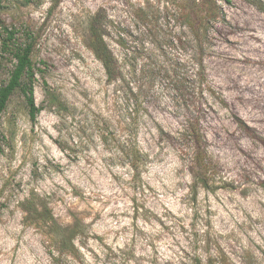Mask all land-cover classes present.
Segmentation results:
<instances>
[{"label":"rangeland","instance_id":"374dc122","mask_svg":"<svg viewBox=\"0 0 264 264\" xmlns=\"http://www.w3.org/2000/svg\"><path fill=\"white\" fill-rule=\"evenodd\" d=\"M178 1L1 0L0 26L33 37L43 109L31 121L16 92L1 117L0 264H52L24 219L32 193L63 225L86 224L80 260L64 264H264V0H217L219 18L200 31ZM93 18L120 79L92 51ZM131 121L149 155L137 183L112 148ZM194 123L211 161L196 199Z\"/></svg>","mask_w":264,"mask_h":264},{"label":"trees","instance_id":"16d2710c","mask_svg":"<svg viewBox=\"0 0 264 264\" xmlns=\"http://www.w3.org/2000/svg\"><path fill=\"white\" fill-rule=\"evenodd\" d=\"M24 1V3L29 4L39 0ZM178 6L182 11L181 14L186 17V24H190L191 28L195 25L191 24V21L198 19L199 24L197 27H199V31L205 27L210 19L219 18V3L217 0H179ZM259 8L264 11L262 5H259ZM89 32L92 36V51L102 62L108 79H120L121 65H119L104 38L98 18H93L89 23ZM29 38L21 42L16 29H10L5 25L0 26V67L5 62L11 63L13 66L10 69L8 80L0 86V121L16 92H21L24 95L31 121L35 122L43 109V107L37 105L35 99V82L37 79L36 67L33 62L34 44L33 37ZM197 40L202 47L205 39L200 40L197 37ZM48 95L52 102H59L57 95H52L50 92H48ZM126 124L128 126L125 127V134H115L112 138V148L115 150L114 158L116 162L128 167L132 177L131 181L137 183L142 176L143 168L148 163L149 155L139 145L135 125H133L136 124L135 121ZM187 133L192 140V161L197 167V171L194 173L195 182L191 187L193 199H196L199 185L205 188L209 187L210 174L208 175V171L210 170L211 161L206 148V138L198 123L188 127ZM102 140L103 143L108 144V136L103 134ZM1 142L0 135V148ZM23 209L25 210V222L39 228L48 240V254L51 257L52 264H64L68 261L78 262L80 260L82 253L79 244H82V238L86 234V224L83 220L75 217L72 224L63 225L58 221L47 201L37 193H32L29 198L25 199ZM206 243L213 244L212 239L209 238ZM216 247L218 255H220V246L216 245ZM217 259V257L210 256L208 261L204 263L199 255H195L192 258V264H215Z\"/></svg>","mask_w":264,"mask_h":264}]
</instances>
